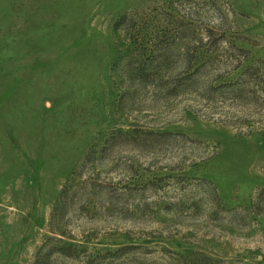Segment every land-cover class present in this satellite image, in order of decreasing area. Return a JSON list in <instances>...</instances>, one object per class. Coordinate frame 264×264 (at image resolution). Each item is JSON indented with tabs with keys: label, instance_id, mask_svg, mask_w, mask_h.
Instances as JSON below:
<instances>
[{
	"label": "rangeland",
	"instance_id": "obj_1",
	"mask_svg": "<svg viewBox=\"0 0 264 264\" xmlns=\"http://www.w3.org/2000/svg\"><path fill=\"white\" fill-rule=\"evenodd\" d=\"M0 264H264V0H0Z\"/></svg>",
	"mask_w": 264,
	"mask_h": 264
},
{
	"label": "trees",
	"instance_id": "obj_2",
	"mask_svg": "<svg viewBox=\"0 0 264 264\" xmlns=\"http://www.w3.org/2000/svg\"><path fill=\"white\" fill-rule=\"evenodd\" d=\"M129 18V16L127 15V16H123V17H121L117 22H116V24H115V27H119L124 21H126L127 19ZM146 80V79H145Z\"/></svg>",
	"mask_w": 264,
	"mask_h": 264
}]
</instances>
